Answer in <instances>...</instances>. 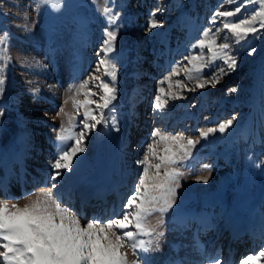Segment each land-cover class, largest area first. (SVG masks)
Returning <instances> with one entry per match:
<instances>
[{
  "label": "rangeland",
  "instance_id": "obj_1",
  "mask_svg": "<svg viewBox=\"0 0 264 264\" xmlns=\"http://www.w3.org/2000/svg\"><path fill=\"white\" fill-rule=\"evenodd\" d=\"M236 6L229 5L227 0H60L58 7L43 0H0V35L8 33V59L0 60V67H4L0 75L5 78L0 93V143L3 144L5 132L9 134L8 141L22 134L28 141L32 139L28 148L36 149L37 143H41L44 151L38 162L33 158L25 160L38 166H27L28 169L47 171L45 177L41 175L42 179L34 182L36 185L23 184L17 162L8 161L1 144L0 202L9 207L13 203L23 207V202L33 196L25 193V187L39 192L45 185L50 186L51 164L59 151L57 134L61 124L67 126L68 122L60 109L75 116L77 122L82 120L83 109L77 114L69 97L91 75H99L111 83L110 77L103 76V69L100 73L93 71L104 31L111 29L117 32L114 51L109 54L117 68V98L109 105L112 111L104 110L107 124L98 125V131L89 134L86 150L79 154V163L70 173H64L59 189L62 200L84 224L94 218L107 220L122 212V205L134 192L138 173L142 171L137 161L143 158L147 145L159 139L152 136L154 131L198 137L200 129L217 127L235 116L225 134L217 132L201 140L192 150V156L182 163L173 207L162 217L159 212L153 213L146 221L163 236L157 238L154 233L140 237L152 240L153 245L151 251H141L139 256L143 257L141 264H211L214 258L223 264H240L242 258L258 254L264 249V232L263 238L262 234L256 238L259 242L255 247L249 231H254L250 229L256 222L264 224V32L258 34L259 38L250 35L237 44L222 28L225 18L214 15L218 10H232ZM105 7L119 13L116 24L109 25L103 14ZM258 7L253 0L240 14L228 19L237 20ZM152 19L158 22L157 28L150 29ZM213 19L215 24L210 23ZM217 27L221 28L217 42L230 44L226 53L236 57L237 67L229 71L223 59H216L199 73L201 79H209L220 67L226 74L220 76L215 86L209 83L204 88H195V79H185V69L191 67L185 57L203 52V63L208 64L207 49L194 45L205 30L211 29V35ZM225 36L227 40L223 39ZM252 48L256 51L249 55ZM178 65L179 75L173 80L179 79L186 85L181 91L182 98L165 96L168 102L164 110L154 109L158 82ZM98 83L90 81L91 91L100 92L95 87ZM163 87L168 90L167 84ZM232 87L237 88L236 93L229 92ZM192 88L195 90L190 91ZM173 90L180 91L175 86ZM77 99L83 101L84 97ZM92 99L98 100L99 95ZM91 108L95 109L96 105L92 104ZM80 128L78 125L75 130L78 132ZM156 147L162 152L164 145L160 143ZM204 165L209 167L205 169ZM205 176L206 183L200 179ZM73 179L85 186L110 185L104 199L105 212L90 208L89 203L84 212L76 209L79 202ZM119 194L120 198H115ZM237 195L238 200L248 199L250 206L245 201L242 209L251 212L252 223L249 231L242 233L244 244L233 250L231 240L227 241L228 233L219 234V229L231 217V210L238 207ZM195 219L207 226L196 236L192 233ZM194 247L195 250L199 247L200 254L193 252ZM122 251L128 264L137 259L131 249L125 247ZM258 264H264V258Z\"/></svg>",
  "mask_w": 264,
  "mask_h": 264
},
{
  "label": "snow or ice",
  "instance_id": "obj_2",
  "mask_svg": "<svg viewBox=\"0 0 264 264\" xmlns=\"http://www.w3.org/2000/svg\"><path fill=\"white\" fill-rule=\"evenodd\" d=\"M256 2L259 5L258 9L253 8L251 14L243 15L237 20L228 18L240 14L242 8L253 3V0H243V3L227 0L229 5L237 4V6L232 10H218L214 14L225 18L222 21V28L231 34L237 44L246 41L250 35L259 38L258 34L264 32V0H256ZM43 3L58 7L60 0H43ZM103 14L107 17L109 25L116 24L119 18V13H113L109 7L103 9ZM210 23L215 24L216 21L213 19ZM157 27L158 22L152 19L150 29ZM220 31L221 28L217 27L215 33L210 35L212 30H205L203 36L194 45L201 50L207 49L208 64L203 63V52L185 57L191 66L185 69V79L189 81L195 79V88H204L209 83L215 86L220 76L226 74L225 69L220 67L219 72L211 75L207 80H202L199 73L212 61L223 59L229 71L237 67L236 57L226 53L230 44L217 42V34ZM7 37V32L0 35V46H3L0 48V53H3L0 55V60L8 59ZM116 39L115 30L105 29L100 49L102 55L98 53L99 59L93 70L94 73H100L103 69V76L110 77L111 83L105 82L99 75H91L89 80L81 83L69 97L77 114L83 109V119L77 122L75 116L65 113L63 108L60 109V113L68 117V122L67 126L61 124L57 134L59 151L51 164L53 171L50 186L45 185L34 199L23 207H18L15 203L9 207L7 203L0 202V264H128L127 255L122 251L125 247L131 249L132 254L137 257L132 264H141L143 257L139 256V252L151 251L153 241H146L140 237L153 236L154 233L157 238L163 236L162 232L156 233L155 227L147 225V218L155 212H159L162 217L173 207L176 189L180 187L179 177L182 175L180 166L192 156V150L201 140L217 132L223 135L232 127L235 116L219 123L217 127L200 129L198 137L183 133L154 131L152 136L159 139L149 143L143 158L137 161V166H142V171L138 173L134 192L122 205V212L114 214L107 220L94 218L84 224L79 215L64 203L59 189L65 179L64 173H70L79 163V154L85 152V141L89 134L98 131V125L107 124L104 110L109 109V105L117 98L115 87L117 68L114 57L109 55L114 51ZM223 39L227 40L228 37L225 36ZM255 51L256 49L252 48L248 54L252 55ZM198 61L200 63H197ZM2 72L4 67H0V73ZM193 72L198 75L193 77ZM178 75L179 65L173 67L171 72L158 82L154 109L164 110L168 102L165 96L168 99L182 98L181 91L186 85L179 79L173 80V77ZM90 81H99L95 85L99 88V93L91 91ZM4 83L5 78L0 75V93L3 92ZM164 84L168 85L167 91L163 87ZM173 86L180 91H174ZM195 88L189 90L194 91ZM229 92L236 93L237 88L232 87ZM97 95H99L98 100L92 99ZM79 96L84 97L83 101L77 99ZM67 102L65 100V103ZM92 104L96 105L95 109L91 108ZM78 125L81 128L77 132L75 129ZM115 126L113 121V127ZM160 143L164 145L162 152H158L156 147ZM204 167L207 169L209 166L204 165ZM200 179L207 182L206 176ZM262 258H264V249L258 254L242 258L240 264H258ZM211 264H223V262L219 258H214Z\"/></svg>",
  "mask_w": 264,
  "mask_h": 264
},
{
  "label": "bare ground",
  "instance_id": "obj_3",
  "mask_svg": "<svg viewBox=\"0 0 264 264\" xmlns=\"http://www.w3.org/2000/svg\"><path fill=\"white\" fill-rule=\"evenodd\" d=\"M8 135H9L8 132H5V134L2 136L3 144L2 143H1L2 145L0 144L2 146L1 150H2V153L6 154L8 161L9 160H14L15 164L17 162L18 173H19V176L21 178L20 180L22 181V183L26 184V183L29 182V183H33L34 184V182H37V180H41L42 177H45V175L47 174L46 168L45 169H43V168L39 169L37 172L33 171L34 169L33 170L32 169H28L27 166L34 167V168H37L38 166L37 165L35 166V164H33L32 161L25 160V158H31V159L33 158V160L34 159L37 160L38 156L39 157L42 156V151H44L43 149H41L42 144L41 143H37L38 148H36V149L35 148H28L29 146L32 145L31 144L32 143V139L28 141L29 138L28 137L26 138L22 134V135H16V136H14L12 138V141H8L7 140V136ZM23 148H25V150ZM29 149H31L33 152L30 151ZM37 150L40 151L39 154H37ZM2 156H4V154ZM14 161H13V163H14ZM29 162H31V163H29ZM37 162H38V160H37ZM111 164L112 163H110V165ZM104 165H106V164H104ZM106 166H108V164ZM104 172H105V170H104ZM100 173H102V175H104L103 172H100ZM41 175H42V177H41ZM100 178H101V175H100ZM100 178H99V180H100ZM104 178H105V175H104ZM76 180L77 179H75V180L73 179V186H74V189H75V194L77 195V200H79L80 198H81V200L82 199H84V200L86 199V200H88V202H85V203H89V205L88 204L87 205L90 208H99V209H101V212H105V210H104L105 209L104 208V199L105 198L104 197L106 196L107 191L111 189L110 185L105 186V184L100 185L99 183H94L92 186H85V185H81L80 182H76ZM0 181H1L0 186H2L1 185L2 184V180H0ZM77 183H79V184H77ZM34 185H36V183ZM120 188L122 189V187H120ZM35 190L32 187H28V188L25 187V190H24L25 193L27 194V192H30V194H33V196H31L30 199L25 200L23 202V205L29 203L30 200L34 199L35 195L38 194V190L37 191H35ZM245 191H247V190H245ZM118 192L122 193L120 190H118ZM118 196L115 195V198H118ZM236 197H237L236 198L237 199L236 202H237L238 207H234L231 210V215H229L231 217L227 218V220H225L223 226L219 229V234L220 233H224V232L229 233L227 241H228V239L231 240V244L233 246V248L232 247L231 248L233 250H234V248L236 250V248H238L239 246L244 244V242H242V239H241L242 238V234L238 231V226L239 225H243L244 229L246 231L249 228V224L252 223L251 222V220H252L251 212L245 213V210L242 209V208L245 207L244 206L245 201H246V206H250L248 204V199L242 197L241 200L240 199L238 200L239 195H237ZM98 198H100V199H98ZM98 200L100 202L99 204L96 203V201H98ZM249 202H250V200H249ZM76 209H79V210L81 209L82 212H84V210H86L85 206L82 207V203L81 204L78 203V207ZM194 221L196 222V224H195L196 227L193 228V232L192 233L196 236L197 232H201L207 226H206V224H204V222L200 221L199 219H195ZM254 224H255V227H253V228L251 227V229H250V230L253 229L254 231L251 232V231L248 230L250 232V234H251V238H250L251 240L250 241H253V243H254L253 246H255V244L259 242L256 239L258 237V235L260 236L262 234L261 237L263 238V232H264L263 231L264 230V224H262L263 227H262V225H260L257 222L254 223ZM257 246H258V244H257ZM257 246H255V247H257ZM196 247H197V245H196ZM198 248H196V250H195V247H194L193 252L200 254ZM231 251H230V253H231ZM194 254H192V255H194ZM207 258H209V257H207Z\"/></svg>",
  "mask_w": 264,
  "mask_h": 264
}]
</instances>
